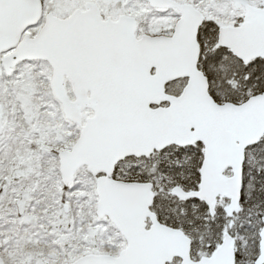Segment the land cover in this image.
<instances>
[{
    "label": "snow or ice",
    "instance_id": "snow-or-ice-1",
    "mask_svg": "<svg viewBox=\"0 0 264 264\" xmlns=\"http://www.w3.org/2000/svg\"><path fill=\"white\" fill-rule=\"evenodd\" d=\"M0 264H264V0H0Z\"/></svg>",
    "mask_w": 264,
    "mask_h": 264
}]
</instances>
